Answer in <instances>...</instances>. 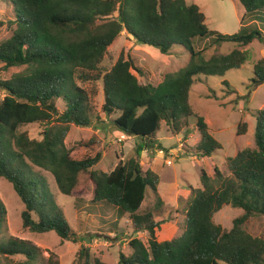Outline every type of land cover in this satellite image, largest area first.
<instances>
[{
  "label": "trees",
  "instance_id": "16d2710c",
  "mask_svg": "<svg viewBox=\"0 0 264 264\" xmlns=\"http://www.w3.org/2000/svg\"><path fill=\"white\" fill-rule=\"evenodd\" d=\"M6 1L13 4L14 18L0 40V70H24L0 80L5 94L0 101V178L13 185L26 206L23 227L77 240L52 193L48 173L70 198L84 191L87 181L93 182L95 202L129 215L134 230L148 234L146 240L131 239V253L121 252L118 264H264V237L246 228L251 218L264 216V109L255 111L256 148L246 147L228 159L230 175L218 167L213 175L201 168L202 186L190 187L185 224L171 239L161 241L156 235L168 209L159 192L161 177L142 165L143 151L163 148L157 138L163 122L179 135L189 132L195 118L201 139L194 153L210 157L223 149L194 103L193 92L202 76L224 77L242 68L248 60L244 46L256 39L264 43L263 29L250 27L256 20L264 24V0H238L244 10L243 26L232 35L210 30L201 7L186 0ZM125 31L164 55L189 53L187 66L166 72L157 84L140 80L133 70L141 76L143 72L131 55L126 58L122 53L105 69L102 63L109 47ZM208 37L214 40L203 50L194 47L196 40ZM223 43L240 47L226 54H206L210 46ZM253 73L254 84H263L264 59L255 63ZM100 83L102 111L114 115L113 128L139 140L135 155L109 172L94 169L100 153L75 159L65 143L72 125H91ZM35 123L45 125L40 140L22 130ZM246 132L247 123H241L238 134ZM148 198L151 205L146 204ZM224 206L243 210L230 229L215 221ZM7 215L0 198V264L13 256L22 257L14 264H60L53 253L46 257L32 241L3 235ZM76 264L108 263L92 258L84 248Z\"/></svg>",
  "mask_w": 264,
  "mask_h": 264
},
{
  "label": "rangeland",
  "instance_id": "374dc122",
  "mask_svg": "<svg viewBox=\"0 0 264 264\" xmlns=\"http://www.w3.org/2000/svg\"><path fill=\"white\" fill-rule=\"evenodd\" d=\"M186 1L201 7L207 17L209 29L212 31L232 35L238 33L243 26L244 10L238 0ZM12 18H14L13 4L0 0V21L4 23L0 25V40L5 36L8 21ZM250 27L262 28L264 32V24L260 21L256 20L250 24ZM213 40L214 37L196 40L194 47L203 50ZM237 47L240 46L234 43L212 45L206 54L208 56L226 54ZM149 48L156 49L158 53ZM242 50L248 54V60L242 68L230 70L224 77L202 76V82L193 92L194 103L205 117L210 133L222 144L223 149L216 151L210 156L211 159L194 153L192 149L196 148L201 139L195 118L191 119L190 130L184 135L173 134L165 122L158 131L157 138L163 148L155 149L153 154H156V165L152 167L161 177L159 192L163 200L169 204L167 213L164 218H161L162 226L156 234L161 241L171 239L182 232L188 202L191 198L190 187L202 186L201 168H205L209 174L213 175L215 168L218 167L222 172L227 173L226 175H230L228 159L235 157L246 147L256 148L255 111L264 109V83L255 85L252 78L255 63L264 59V43L256 39L244 46ZM122 53L126 58L128 55L133 57L135 67L143 72V76L136 70L133 72L142 82L156 84L162 81L166 72L186 67L190 57L189 53L164 55L155 47L137 43L133 36L125 31L109 47L102 67L110 69ZM23 70V67H12L8 70L1 68L0 80L9 79L14 73ZM224 81H227L229 85ZM98 88L99 94L95 98V115L91 125L87 127L72 125L65 143L71 149V156L75 159L96 156L100 153L101 160L94 169L109 172L121 160H127L135 155L139 140L129 138L126 141L127 137L124 138L116 132L111 122L114 115L109 116L102 111L104 94L101 83ZM4 95V91L0 89V101ZM244 122L247 123V132L238 134V126ZM44 129L45 125L39 123L25 125L22 128L31 138L39 140L43 138ZM182 142L185 143V147L181 150L178 148ZM164 148L170 151L167 153ZM160 153L164 156L162 157ZM170 153H177V156H172ZM167 159H172V163H167ZM142 165L148 168V164L142 163ZM46 174L51 181L52 193L57 203L63 207L70 226L77 233L76 242L62 240L54 231L34 233L24 228L21 214L26 206L13 185L5 178H0V198L8 210L7 225L2 228L3 235L32 241L42 249L46 257L53 253L60 264H76L79 251L84 248L89 250L92 258L99 257L108 264H118L121 252L131 253V239L137 237L146 240L148 237L147 233H137L134 230L129 215L122 216L117 208L95 202L93 182L87 181V188L78 192L76 198H70L61 193L52 176ZM152 202L151 198L146 200L147 205H151ZM241 214L243 210L240 208L224 206L215 215V221L230 229L233 226V220ZM246 228L255 236L264 237V216L251 218ZM21 259V256H13L9 260H3L7 264L10 261H12L10 264H14Z\"/></svg>",
  "mask_w": 264,
  "mask_h": 264
},
{
  "label": "crops",
  "instance_id": "0c3cea01",
  "mask_svg": "<svg viewBox=\"0 0 264 264\" xmlns=\"http://www.w3.org/2000/svg\"><path fill=\"white\" fill-rule=\"evenodd\" d=\"M150 50H153L155 53H158V51L156 49L153 48H149ZM108 121V120H107ZM98 131H101V129H98ZM123 135V134H120ZM184 135V134H183ZM124 138H126V141L131 138L133 139L134 137H129L126 135H123ZM182 140V138L180 139V141ZM188 139L186 140L187 143ZM155 149H159L161 150V148L156 147L150 150H145L142 153V163H146L148 164L147 167L154 170V168L152 166H155V160H156V154H153L155 152ZM173 149V148H172ZM164 150L168 153L170 150H168L167 148H164ZM160 155L163 157L164 155L162 153H160ZM206 159H211V157H206ZM148 168H144V169H148ZM167 203V202H166ZM168 204V203H167ZM169 205V204H168Z\"/></svg>",
  "mask_w": 264,
  "mask_h": 264
},
{
  "label": "built area",
  "instance_id": "2783aa9c",
  "mask_svg": "<svg viewBox=\"0 0 264 264\" xmlns=\"http://www.w3.org/2000/svg\"><path fill=\"white\" fill-rule=\"evenodd\" d=\"M183 147H184V144L182 143L180 145V148H178V149H181L182 150ZM170 154H172V156H177V153H170ZM166 161H167V163H172V159H167Z\"/></svg>",
  "mask_w": 264,
  "mask_h": 264
},
{
  "label": "clouds",
  "instance_id": "9594fccd",
  "mask_svg": "<svg viewBox=\"0 0 264 264\" xmlns=\"http://www.w3.org/2000/svg\"><path fill=\"white\" fill-rule=\"evenodd\" d=\"M182 143L184 144V147H185V143H184V142H182ZM182 143H181V144H182ZM181 144H180V145H181ZM179 148H180V146H179Z\"/></svg>",
  "mask_w": 264,
  "mask_h": 264
}]
</instances>
